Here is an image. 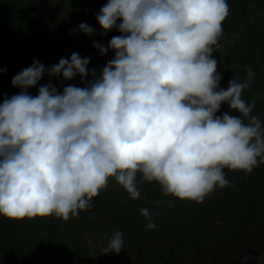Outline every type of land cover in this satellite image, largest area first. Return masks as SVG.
Here are the masks:
<instances>
[{
  "label": "clouds",
  "instance_id": "obj_1",
  "mask_svg": "<svg viewBox=\"0 0 264 264\" xmlns=\"http://www.w3.org/2000/svg\"><path fill=\"white\" fill-rule=\"evenodd\" d=\"M229 11L227 0H107L95 16L101 35H121L93 42L101 56L114 51L99 74L76 52L15 74L20 91L0 102V216L78 218L110 177L132 199L139 184L157 182L163 196L201 203L230 186L224 169L250 174L264 164V124L252 115L255 99L242 98L256 74L248 66L246 80L222 88L213 57ZM77 29L95 33L86 22ZM45 74L85 86L48 83L31 95ZM223 104L230 111L217 115ZM139 211L154 229L150 210ZM123 247L116 230L103 253Z\"/></svg>",
  "mask_w": 264,
  "mask_h": 264
},
{
  "label": "rangeland",
  "instance_id": "obj_2",
  "mask_svg": "<svg viewBox=\"0 0 264 264\" xmlns=\"http://www.w3.org/2000/svg\"><path fill=\"white\" fill-rule=\"evenodd\" d=\"M11 1L18 8L31 10L37 16V37L25 34L21 39H13L21 53L15 64L0 66V68L6 69L0 74V95L10 97L20 91L12 86V77L22 69L29 67L34 60H38L46 68H50L57 64L61 58H67L68 45L62 36V31L67 29L71 32L73 28H77L83 22L92 26L95 33L92 36H87L77 29L73 34L85 40L86 47L82 57H91L89 68L95 69L99 74L103 66L114 58L113 50L110 49L106 55L101 56L99 50L92 46L94 41L107 46L113 36L121 35L115 28L107 35H101L102 29L95 16L100 8L107 3V0H41L36 3H26L25 0ZM230 3L229 15L224 21L226 23L224 38L220 41L227 62L224 71V75L227 76L226 81L224 80L225 84H228L232 79L228 68L235 64V54L239 49L238 40L234 36L236 25L252 15H256L259 23L264 25V0H230ZM7 43L8 40L5 37L2 38L0 47L2 46L4 49L0 48V62L3 60ZM257 71L260 76L264 75L263 63L259 64ZM57 78L60 81V85L56 87L59 91L69 84L77 87L83 85L79 76L72 80H64L62 75ZM90 79H92L91 75L86 78V80ZM261 83L260 86L264 88V77ZM28 91L33 96L38 94L37 90L29 89ZM255 101L252 115L259 117L264 110V94H257ZM229 111V106L223 104L217 115ZM231 114L239 115L235 111H231ZM261 167L259 165L254 168L250 174L243 172L242 175L233 172L230 178L233 182L237 181L244 192L250 193L257 201L259 207L257 213L243 221H237L236 208L234 207L235 195L229 190H225L223 191L225 198H222V193L213 191L209 196L215 206L219 205L223 208L227 217L214 219L212 216L207 217L201 214L196 216L194 222H200L201 227L198 230L201 235L206 237V242L201 247L194 242L193 236H187L186 241L182 242L179 247L183 248L186 245V250L188 251L190 248V251H181L175 264H264V180L261 177ZM245 176L248 177L245 178ZM250 179L254 184L250 186L248 184L247 187L246 183ZM113 188L109 183L106 190H101L100 194L93 198L92 209L81 211L78 218H72L65 222L54 217L46 232L49 240L39 243L41 251H46L48 247L57 252L69 251L72 256L67 264H163L162 257L167 248L176 241L173 229L167 226L163 218L158 215L156 204L149 206L148 198L142 194L138 199H133L134 207L130 210L137 217L138 222L134 224L132 221L124 223L125 225L121 222V224L115 223L114 218L108 212L116 207L120 201V195ZM156 200L158 197H155ZM141 208L150 210L155 223V228L149 229L150 234L148 235L141 231V228L147 227L148 223L140 214ZM182 210L185 211V209ZM185 215H187L185 222L191 220L192 215L188 216L187 213ZM25 230L26 225L22 224L17 231L12 232L9 237L7 236L10 243L13 244V240H17L16 243L21 241ZM116 230L123 232V249L118 254L103 253L108 238ZM22 251V256L20 255L14 261L5 260L3 264H44L41 260L37 261V254L33 249L23 248ZM246 255L248 260L244 262L243 258ZM24 257L26 258L24 259Z\"/></svg>",
  "mask_w": 264,
  "mask_h": 264
},
{
  "label": "trees",
  "instance_id": "obj_3",
  "mask_svg": "<svg viewBox=\"0 0 264 264\" xmlns=\"http://www.w3.org/2000/svg\"><path fill=\"white\" fill-rule=\"evenodd\" d=\"M26 3H36L41 0H25ZM231 5L230 0H227ZM37 25L38 18L31 11L27 9L18 8L11 0H0V42L2 38H6L8 43L5 46L3 60L0 62V66H10L16 63L20 57V49L13 40L15 38L21 39L25 34H29L34 38L37 37ZM223 29H226V23L222 24ZM62 36L67 41L68 52L67 58H70L71 54L76 52L80 56H83L86 43L83 38H80L68 31L67 29L62 31ZM234 36L238 40V51L235 54V64L228 68L229 73L233 76H238L241 81L247 79V73L245 68L250 66L255 72V77L250 81V86L244 90L243 99L248 103H251L253 99L257 98V94H264V88L262 84L263 76L258 74V66L264 64V25L259 23L256 15H252L248 19L241 20L234 29ZM3 48L4 47H0ZM2 50V49H1ZM213 57L218 62V71L222 74V80L220 81V87L227 88L228 84H225L224 80L227 76L224 75L225 67L227 66L226 59L224 58V49H218L213 53ZM261 67V66H260ZM226 81V80H225ZM1 83V80H0ZM51 83L57 87L60 85V81L57 77H49L47 74L41 79L37 87L30 88L31 90H37L40 85ZM85 86L84 84L80 87ZM5 96L0 95V102H2ZM262 124H264V110L259 116ZM261 177L264 180V164H260ZM226 178L230 181V186L225 188H217L214 191L222 193V198H225V190H229L235 195L236 219L237 221H243L244 219L253 216L258 211L257 201L250 195L245 193L244 189L237 184V181H232L230 178L233 172L243 175V171H230L228 169L223 170ZM248 176H245L247 178ZM110 183L114 187L113 190L120 195V201L116 207L112 208L108 213L114 218L115 223H129L138 222L137 217L131 213V209L134 207V201L130 198L129 194L120 186L114 177H110ZM249 182V183H248ZM246 185L248 187L253 185V180H249ZM140 193L148 198L149 206H153L155 197L162 200L163 203L156 205V211L161 218L165 221L166 225L173 229L175 236V242L169 245L165 255L162 257L163 264H175L176 258L181 251L189 252L186 250V245L180 248V244L186 241V237L193 236L194 242L198 246H203L206 242V237L200 234L198 230L200 222L195 221L196 216L204 215L214 219L225 218L227 215L224 213L223 208L219 205H214L210 196L201 203L188 200H180L174 198L171 195L163 196L160 190V186L157 182H144L138 185ZM244 188V187H243ZM243 190V191H242ZM171 201V206H169ZM182 209H185L182 210ZM205 210V211H204ZM184 212V213H183ZM192 215L191 220H187V215ZM54 216L50 217H36L31 220L25 218L22 221L9 220L3 216H0V264H3L5 260L11 259L12 261L22 256L23 248L33 249L36 252L37 261L41 260L44 264H67L71 259V253L69 251L57 252L53 248L48 247L46 251H41L40 242L49 240L47 236L48 225ZM121 222V223H120ZM194 222V225H192ZM26 225V230L23 233L21 241L16 243L17 240H13V244L10 243L9 237L12 232L18 230L20 225ZM124 224V225H125ZM121 226V225H119ZM143 234H150L149 229L146 226L141 228ZM179 238V239H178ZM180 240V241H177ZM26 257H24L25 259ZM23 259V260H24ZM29 260V259H28Z\"/></svg>",
  "mask_w": 264,
  "mask_h": 264
}]
</instances>
